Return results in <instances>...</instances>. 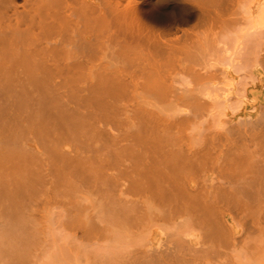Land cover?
I'll use <instances>...</instances> for the list:
<instances>
[{"label": "bare ground", "instance_id": "obj_1", "mask_svg": "<svg viewBox=\"0 0 264 264\" xmlns=\"http://www.w3.org/2000/svg\"><path fill=\"white\" fill-rule=\"evenodd\" d=\"M156 1L0 0V264H264V0Z\"/></svg>", "mask_w": 264, "mask_h": 264}, {"label": "rangeland", "instance_id": "obj_2", "mask_svg": "<svg viewBox=\"0 0 264 264\" xmlns=\"http://www.w3.org/2000/svg\"><path fill=\"white\" fill-rule=\"evenodd\" d=\"M165 9L164 6L161 4H158L156 0H146L145 7L142 9V13H151V12H158V11H163ZM216 21H208L207 23L205 22L204 24H200L198 26L196 25H191L186 28V30L190 32H216ZM264 31V30H262ZM260 43H264V38L261 37ZM247 70L243 69L240 71H237L233 74V80L231 81V84L234 87H241L245 83H249L250 80L248 79L247 75ZM264 76V74H263ZM256 97L260 98L261 101H263L264 105V87L260 88L258 92L256 93ZM262 112V111H261ZM224 209L226 210L225 212L230 216L231 220L234 222L242 223L247 225L249 230H258L261 228V224L264 223V219H260V213L257 211V207H254V211L250 212H245L241 213L238 211L237 208L231 207V206H225ZM223 243H219L214 245L218 250H221V247L223 246Z\"/></svg>", "mask_w": 264, "mask_h": 264}]
</instances>
